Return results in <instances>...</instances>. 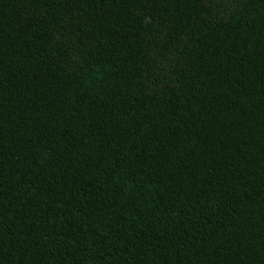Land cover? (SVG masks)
<instances>
[{
	"label": "trees",
	"instance_id": "16d2710c",
	"mask_svg": "<svg viewBox=\"0 0 264 264\" xmlns=\"http://www.w3.org/2000/svg\"><path fill=\"white\" fill-rule=\"evenodd\" d=\"M0 264H264V0H0Z\"/></svg>",
	"mask_w": 264,
	"mask_h": 264
}]
</instances>
